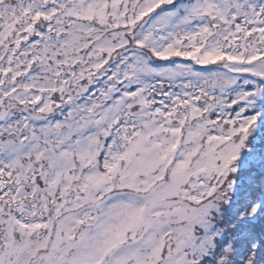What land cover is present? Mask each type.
I'll return each instance as SVG.
<instances>
[{
    "label": "snow or ice",
    "instance_id": "1",
    "mask_svg": "<svg viewBox=\"0 0 264 264\" xmlns=\"http://www.w3.org/2000/svg\"><path fill=\"white\" fill-rule=\"evenodd\" d=\"M0 264H264V0H0Z\"/></svg>",
    "mask_w": 264,
    "mask_h": 264
}]
</instances>
